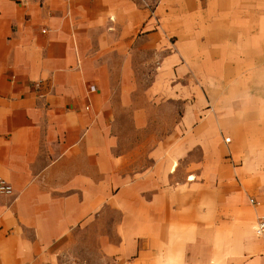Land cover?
<instances>
[{
	"label": "crops",
	"instance_id": "1",
	"mask_svg": "<svg viewBox=\"0 0 264 264\" xmlns=\"http://www.w3.org/2000/svg\"><path fill=\"white\" fill-rule=\"evenodd\" d=\"M207 3L190 28L186 0H164L154 29L134 0H0V176L13 187L0 264H58L77 242L100 253L80 264H264L259 0ZM164 99L187 103L153 134Z\"/></svg>",
	"mask_w": 264,
	"mask_h": 264
},
{
	"label": "rangeland",
	"instance_id": "2",
	"mask_svg": "<svg viewBox=\"0 0 264 264\" xmlns=\"http://www.w3.org/2000/svg\"><path fill=\"white\" fill-rule=\"evenodd\" d=\"M137 6L138 10H143L147 13V17H146V21L147 20H151L153 22L154 25V29H158L161 27V12L164 10V0H134ZM260 1L259 0V9H257V12L259 13H253L252 15H249V20L252 22V25L255 26L256 23H259V27L262 26V23L264 25V19L261 17L262 12L264 11V7L260 5ZM208 0H186V7L184 10V13L188 16L189 19V25L190 28H195L196 27V17L195 14L199 11L202 10H207L208 8ZM262 3V2H261ZM263 4V3H262ZM166 9H168V11L175 9V5L172 6H167ZM252 9H255V7H252ZM259 16V17H256ZM146 23H142L138 25L137 28V34L138 36H142L145 35L146 33ZM172 43L175 42L174 38H171L170 40ZM140 58L142 59L141 61L144 64H147L148 61L152 62V65H154V63L156 62L155 59V55L153 54V52L147 51V52H143V53H139ZM154 66L152 67H139L138 70L141 72V74H139V78L141 79V82L138 83L139 86V91L142 92L144 90H147L150 84V80L153 78V70H154ZM171 85L174 86V84L172 83ZM183 85L185 86V88H190L191 85H193L194 87H197L200 92H202L201 90V86L202 89L205 91V84H199V83H194V82H190L185 80L183 82ZM201 85V86H200ZM166 101V102H165ZM188 103H191L192 100L191 98L189 100H187ZM146 102V107H148L147 104V97H145L144 95H141V93H137L136 94V103L137 105H141L143 103ZM164 103V104H161ZM161 103H152L151 107H150V114H151V122L153 123L152 128H153V134L157 133L159 131V127L160 124H164L167 123V125H163V126H167V131L170 134L171 133V127L174 125L175 120L177 117L182 115V108H185V103L182 104V102L178 101L175 102L173 100H162ZM123 122L125 124H131V121L129 119V117H126ZM157 131V132H156ZM137 133L133 130H126L123 132V135L125 137H127L129 139V137H137ZM163 133V132H162ZM200 156H202V153L200 152L199 154ZM231 166H235L239 165V161L235 160V162L233 163V161L230 159L229 160ZM186 166V164H184ZM249 196L248 198H251L253 196H256V190L249 192ZM91 231H89V233H86V239H92L94 238L93 236L95 235V231L93 230V236L90 234ZM79 238V237H78ZM84 238V237H81ZM80 254H100L99 250H97V244L94 242H77V243H73L70 247H68L63 254H60V260L58 262V264H80L81 262L79 261V255ZM247 255H255L254 254H247Z\"/></svg>",
	"mask_w": 264,
	"mask_h": 264
},
{
	"label": "built area",
	"instance_id": "3",
	"mask_svg": "<svg viewBox=\"0 0 264 264\" xmlns=\"http://www.w3.org/2000/svg\"><path fill=\"white\" fill-rule=\"evenodd\" d=\"M38 87L40 86L39 83L36 84ZM94 89V87L92 88ZM227 142H230V138H226ZM13 192V187L6 179L0 176V195H8ZM264 233V215H262L258 220L257 226V235L261 236Z\"/></svg>",
	"mask_w": 264,
	"mask_h": 264
}]
</instances>
